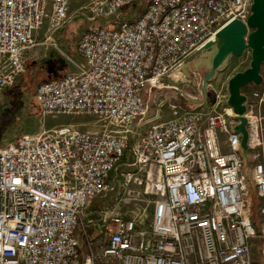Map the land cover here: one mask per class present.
<instances>
[{
    "label": "built area",
    "instance_id": "1",
    "mask_svg": "<svg viewBox=\"0 0 264 264\" xmlns=\"http://www.w3.org/2000/svg\"><path fill=\"white\" fill-rule=\"evenodd\" d=\"M71 1L0 0V98L38 31L68 22ZM134 1L93 0L79 71L35 92L44 115L88 113L103 130L63 125L0 146V264H264V81L246 104L248 166L227 89L196 110L172 106L167 121L144 102L222 27L246 22L253 0H147L139 17L106 26ZM127 201L149 212L114 213ZM96 221L100 239L85 245Z\"/></svg>",
    "mask_w": 264,
    "mask_h": 264
},
{
    "label": "rangeland",
    "instance_id": "2",
    "mask_svg": "<svg viewBox=\"0 0 264 264\" xmlns=\"http://www.w3.org/2000/svg\"><path fill=\"white\" fill-rule=\"evenodd\" d=\"M93 0H72L69 10L68 22L53 34L47 33V28H42L36 34V44L28 50L26 59V70L18 78L16 83L8 88L0 98V146L22 136L39 135L42 130H52L63 125H72L84 131L100 132L103 130L104 122L98 121V117L88 113L73 115H47L41 112L36 100L35 92L37 86L48 80L60 79L62 76L79 71L83 59L78 52L77 46L81 33L88 27L98 22L90 19V7ZM147 0H135L123 8L117 19L106 24L116 28L117 21L125 20L129 15L134 19L144 11ZM120 23V22H118ZM251 52H246L242 57H234L229 66L219 72L211 82L209 97L214 99L216 90H226L227 81L237 71H243L249 67ZM182 66L173 71L164 84L168 86L162 90H153L147 95L144 102L149 105L150 115L154 116L157 110L161 109L160 121H167L172 115V106H176L180 113L187 110H196L199 105L187 102L181 95L186 92L192 97L201 98L200 83L205 76L207 69L201 67L195 70L193 67ZM255 85H250L249 89ZM245 87V93L249 89ZM264 115V107L262 109ZM247 171V170H246ZM118 190L110 192L95 199L90 206V216L97 218V210L107 209L115 203ZM254 193V191H253ZM259 203L254 196V215L258 219ZM130 215L142 220L149 212L146 201H127L122 207L114 209V213ZM98 220V219H97ZM96 221L95 228L87 233L85 245H89V239H100V231ZM98 236V237H97ZM88 250L87 246H84ZM256 258L260 257L259 252L253 251Z\"/></svg>",
    "mask_w": 264,
    "mask_h": 264
},
{
    "label": "water",
    "instance_id": "3",
    "mask_svg": "<svg viewBox=\"0 0 264 264\" xmlns=\"http://www.w3.org/2000/svg\"><path fill=\"white\" fill-rule=\"evenodd\" d=\"M251 14L247 21L235 19L201 45L181 65L186 68L193 67L196 71L206 67L207 72L200 83L201 98L192 97L186 92H181L184 99L195 105L202 106L210 101L209 90L211 82L219 72L224 71L234 57H242L246 52H251L249 67L243 71H237L227 82V103L232 108L238 124L234 131L241 132V150L245 163L248 166L250 155L249 133L247 129L248 95L243 89L249 85L261 86L264 78L262 66L264 64V0H253ZM188 74V73H187ZM251 176V170L247 168Z\"/></svg>",
    "mask_w": 264,
    "mask_h": 264
},
{
    "label": "crops",
    "instance_id": "4",
    "mask_svg": "<svg viewBox=\"0 0 264 264\" xmlns=\"http://www.w3.org/2000/svg\"><path fill=\"white\" fill-rule=\"evenodd\" d=\"M121 13H122V12H121ZM122 21H123V20H120V19H119V20L117 21V26H118V24H120ZM118 22H120V23H118ZM252 85H253V84H252ZM249 86H250V85H249ZM249 86H247V87H249ZM247 87H246V88H247ZM257 87H259V86H254V88H252V89L247 88V89H249V90H248V92L246 91V94H247V95L250 94V93H251L255 88H257ZM243 91H244V93H245V88L243 89ZM182 97H183V96H182ZM183 98H184V97H183ZM209 102H211V99H210V101H208V103H209ZM222 137H224V136L222 135ZM224 149H226V147H224Z\"/></svg>",
    "mask_w": 264,
    "mask_h": 264
}]
</instances>
